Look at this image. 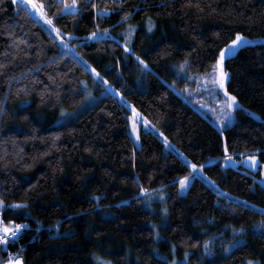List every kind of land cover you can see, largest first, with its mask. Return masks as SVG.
<instances>
[{
  "label": "trees",
  "instance_id": "obj_1",
  "mask_svg": "<svg viewBox=\"0 0 264 264\" xmlns=\"http://www.w3.org/2000/svg\"><path fill=\"white\" fill-rule=\"evenodd\" d=\"M92 3L105 6L47 9L62 35L72 33L64 41L24 5L0 4V199L9 206L0 227L27 225L0 245V264L9 253L23 264H264V170L224 159L260 149L264 162V42L225 60L240 104L232 125L219 129L175 88L186 84L183 61L189 74L205 73L232 33L264 36V0H108L103 16ZM97 25L108 34L89 38ZM127 25L136 29L126 51ZM89 66L107 93L75 117L82 82L94 81ZM125 103L155 125L141 127L139 146ZM64 112L72 114L62 120ZM189 163L204 167L193 173Z\"/></svg>",
  "mask_w": 264,
  "mask_h": 264
},
{
  "label": "snow or ice",
  "instance_id": "obj_2",
  "mask_svg": "<svg viewBox=\"0 0 264 264\" xmlns=\"http://www.w3.org/2000/svg\"><path fill=\"white\" fill-rule=\"evenodd\" d=\"M11 2L16 5L17 9H20L21 5H24L25 7L22 9V11L28 13V15H32V11L29 10V7H31L32 10H35V12L44 20V22L48 25L51 26L52 30L56 32L57 37L60 38L61 41H64V36H71L72 33H67V34H61V31L56 27L53 17L49 15L47 9L51 7H57L58 13L60 16L64 15H74L81 9L78 8V3L79 0H56L55 5L49 0V2L46 4L44 0H40L39 3L35 2V0H11ZM107 2L108 0H104L105 6L104 7H98L96 3H92L91 7L94 9H97V14L98 15H106L110 12L113 11V9L107 7ZM114 2V0H113ZM189 3H191V0H188ZM3 3V0H0V4ZM128 13H125L124 16L121 17L122 20H127L128 18ZM149 30L153 27V24L151 20L149 19V24H148ZM135 31V26L129 25L128 30L126 31V38L131 37L132 33ZM4 34L9 35L10 37L14 36L13 32L6 31ZM108 34L107 29L99 30V26L97 25V31H93L89 33V38H94V39H100L103 38ZM233 36L232 39L228 41L227 44H225L222 48L219 49V53L217 55V58L212 66V69L209 73L203 74L202 77H197L198 80L202 79L203 84L201 85L203 88L206 89H223L224 90V96L225 99L221 101H217L218 104L222 103V108L220 109L221 116L219 117L222 122L223 118H227L230 116L231 111L237 106L238 100L235 95H232L227 91L226 87V82L230 79V73L225 70V60L229 59L232 57V55L235 54L236 50L239 49L241 46H245L248 43V37L245 36L241 32H234L231 34ZM19 40V37H15L12 39V44L16 47L19 48V44L16 43V41ZM20 43H27V41L20 40ZM126 51L128 50V44L124 45ZM15 54V53H14ZM27 55V53H25ZM137 59L140 60V63L147 68V62L143 61L139 56H137ZM188 64V61L185 60L183 61L180 65L179 68L181 71H183ZM2 67V66H0ZM96 70L93 69V72ZM96 75L99 76L100 74L96 72ZM51 79V78H50ZM105 84H108L107 80H104ZM117 92L119 90H116ZM122 95V93H121ZM131 111H132V118H131V133L135 136L136 140H139L140 138V130H139V121H143V124L145 128L151 127L153 130H155V125H152L151 121L147 120L146 118L143 117L142 113H139L138 110L135 108L134 105H130ZM159 135L163 138V142L166 146L171 147L167 137L164 136V133L160 132ZM224 150L225 153L228 152V145L225 140L224 142ZM260 149H255L253 150V154H247L245 152H240L239 155L242 157V162L246 165H248L250 168L255 169L257 168L258 164L261 167H264V162L258 161L257 155H255V152H259ZM226 163L232 162V163H241V161H234L232 156L226 155L224 157ZM189 167L193 170V173L199 169H203L204 165L200 164L197 165L195 163H189ZM175 182V181H174ZM190 182V175H186L183 177L178 178V183L181 189H184L188 186ZM140 191L142 193L148 194L150 192L149 189L141 187ZM154 194V190H153ZM6 207H9L8 205L5 204V201L3 199H0V211H3ZM12 208L14 209H19V208H24L27 207V202L22 201V202H14L11 205ZM165 211H167L165 209ZM0 222H2V219H0ZM26 224H16L12 223V227L4 226L2 229H0V245H6L7 242H9L10 239H15L18 234L21 232L22 229L26 228ZM262 235H264V228L261 229ZM205 245L208 244V241L204 242ZM232 248V245H229L225 247L226 252H230ZM207 250V248H206ZM188 256V253H185V258ZM99 259V258H97ZM7 264H23L22 257H20L17 254L9 253V261ZM105 264H110V262H105ZM172 264H177V261L173 260ZM244 264H260L258 260H253V259H248L244 262Z\"/></svg>",
  "mask_w": 264,
  "mask_h": 264
},
{
  "label": "rangeland",
  "instance_id": "obj_3",
  "mask_svg": "<svg viewBox=\"0 0 264 264\" xmlns=\"http://www.w3.org/2000/svg\"><path fill=\"white\" fill-rule=\"evenodd\" d=\"M29 9L34 13V15H37L38 18L42 19L35 12V10L31 9L30 6H29ZM128 27H129V25L126 26L125 30L121 34L124 37V40H123L124 44H128V48H129V44H130L132 38L134 37V32L132 33L131 37L126 38V31L128 30ZM135 29H136V27H135ZM247 37L249 39H248V43L246 45L264 42V36H255V37L247 36ZM241 47H243V46H241ZM239 49H237L236 52ZM236 52H235V54H236ZM89 69H91V71L93 72V69L90 66H89ZM210 71H207L205 73H209ZM181 72H182V78L184 80H186V84L183 87H176L175 86L177 91L179 93H181V95H183L189 103H191L193 106H195L197 109H199L203 115H205L207 118H209L219 129H223L225 127L232 125L235 121V110L237 107L240 106L239 102H238L237 106L231 111L230 116L227 118H223V122H222V120L219 118L221 116L220 109L222 108V103L218 104L217 101L222 102L225 99L224 90L223 89H215V88L209 90V89L203 88L201 86L203 84V80L202 79L198 80L197 77H202L203 74H205V73L189 74V72L187 71L186 68ZM93 78H94L93 82H89V81H85L84 83L82 82L81 86H82V89L84 92V100L72 112L75 117L80 115L81 113H83L90 106H92L98 100V98L101 95L107 93L106 92L107 88L106 89L102 88L103 84H104V80L102 77L96 75V71L93 72ZM99 89L101 91H99ZM121 100H122V98H121ZM125 104L130 111L128 114L130 135H131L133 143L136 146H139L140 145V138H139V140H136L135 136L131 133V118H132V111H131V107H130L131 104H129V103H125ZM72 113L64 112V114L62 116L63 117L62 120H65ZM138 124H139V130L141 129L142 126L145 128L142 120L139 121ZM145 129L153 130L151 127H148ZM257 158H258V156H257ZM236 161H241L240 164L244 165L245 167L250 168L248 165H246L242 162V158H240ZM258 161H260L259 158H258ZM258 169L264 170V167H261L258 164L257 168H255L253 170H258ZM192 181H193V178L190 177V182H189L188 186L184 189L180 188V191L183 193L186 192L188 190L190 184L192 183ZM164 195L165 194L161 193V194H158L155 196H151L149 199H150V201H154L155 199H162ZM232 247H234V245H232ZM105 262H106L105 260H102V264H105Z\"/></svg>",
  "mask_w": 264,
  "mask_h": 264
},
{
  "label": "built area",
  "instance_id": "obj_4",
  "mask_svg": "<svg viewBox=\"0 0 264 264\" xmlns=\"http://www.w3.org/2000/svg\"><path fill=\"white\" fill-rule=\"evenodd\" d=\"M35 16L38 18L37 15H35ZM50 27H51V26H50ZM26 228H27V227H26ZM0 229H2V228L0 227ZM24 229H25V228H24ZM24 229H22V230H24ZM22 230H21V231H22ZM20 233H21V232H20ZM20 233L18 234V236L20 235ZM18 236H17L16 238H18ZM16 238H15V239H16ZM11 240H14V239H10L9 241H11Z\"/></svg>",
  "mask_w": 264,
  "mask_h": 264
}]
</instances>
